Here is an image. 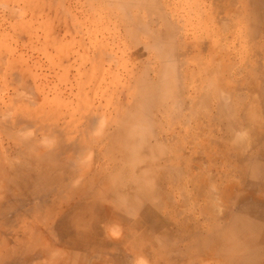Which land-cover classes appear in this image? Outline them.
I'll return each instance as SVG.
<instances>
[{"label":"rangeland","instance_id":"374dc122","mask_svg":"<svg viewBox=\"0 0 264 264\" xmlns=\"http://www.w3.org/2000/svg\"><path fill=\"white\" fill-rule=\"evenodd\" d=\"M140 3L0 0V152L17 164L16 171L24 178L25 174L40 175L44 170L30 164L24 156L37 140L41 142L44 138L43 146L49 147H56L58 142L86 147L84 154L60 153L61 163L69 167L44 170L42 174L49 182L35 188L22 191L17 186L19 178L0 176V241L6 237L9 246L15 249V241L23 238L24 232L35 235L31 230L34 226L41 233V251L52 254L29 264H58L54 257L69 256L58 249L52 225L59 206L67 203L68 196L62 193L70 174L66 169H72L76 175L85 171L90 179L99 173L98 183L115 182L116 178H122L123 183L128 174L139 175L138 168L113 169L117 157L122 158L121 166L125 162L116 150L120 140L117 130L135 128L136 140L141 135L144 141L140 152L145 160L150 145L155 139L160 142L162 137L157 126L164 132L184 123L181 128L184 141L192 146L198 131L206 140L209 125L219 127L220 132L231 130L235 124L230 110L241 116L248 106L249 91L238 88L232 93L231 103L223 106L224 119L213 122L216 114L212 93L209 96L208 87L204 86L201 101L194 93L200 78L213 82L216 74L220 91L225 89L221 88L225 82L235 85V81L250 80L259 90L260 83L264 85V54L257 53L258 48H264V0H140ZM216 52L223 53L218 57L230 65L228 72L210 71ZM198 60L200 69L195 68L193 73L192 66ZM251 92L257 94L255 89ZM252 108H256L255 123L249 129L253 131L257 124L261 128L257 127L250 142L240 147L239 163L231 152L228 157L232 163L218 166L222 178L228 174L243 189L264 196L260 194L261 189L264 192V96ZM234 134L235 138L246 140L241 126H236ZM221 137L227 142L226 135ZM26 142L32 143L31 147ZM218 146L220 150L211 147L201 150V167L206 172L210 157L225 154L222 149L226 147ZM68 157L78 163L66 162ZM83 163L87 167L90 164L91 172L82 167ZM252 168L257 169L253 177ZM152 178L155 193H165L163 182H156L155 175ZM254 178L253 182L259 185L249 188L248 183ZM221 181L219 200L211 204L213 209L218 207V212L214 209L217 215L199 217L185 213L173 218L180 224V230L172 226L158 228L165 229L154 234L161 246L150 253L138 254L139 264H154L155 260L156 264H264V215L258 216V210L248 214L244 208L247 203L240 206L239 202L237 206L241 198L235 200V192L234 199L231 198L230 187L226 189L227 183ZM191 187L194 189V185ZM208 190L211 198V186ZM31 191L38 198L16 197ZM212 192L215 197V191ZM204 198L208 199V194ZM19 199L24 204L19 205ZM191 200L188 198L186 203L191 204ZM206 205L209 202L204 201L202 206ZM33 210L39 213L31 214ZM111 230L114 237L122 235L117 224ZM22 251L10 254L15 261L12 264L21 262ZM2 258L5 255L0 251V264H7Z\"/></svg>","mask_w":264,"mask_h":264},{"label":"crops","instance_id":"0c3cea01","mask_svg":"<svg viewBox=\"0 0 264 264\" xmlns=\"http://www.w3.org/2000/svg\"><path fill=\"white\" fill-rule=\"evenodd\" d=\"M137 2L140 3V0H137ZM250 29L251 26H249V30ZM249 33L252 35L253 31H249ZM257 53L264 54V48H258ZM172 54L173 53H171V55ZM218 54L220 55L223 53H213L210 71H213L214 74L219 71L226 73L229 71L230 65L219 58ZM200 59L201 57L199 60ZM199 60L194 62L192 66L193 73H195V68L196 71L200 69L198 64ZM193 79H195V77H193ZM249 81L250 80H243V83L235 81V85L225 82L223 86H221V88L225 89L220 91L218 86L219 80L216 74L213 82L210 79L205 80L200 78L198 82L199 86L196 87V83L194 93H196L199 101H201V95L204 96L205 94V92L202 91L204 86L208 87L207 91L210 92L209 96L212 93L211 99L215 105L213 110L216 114V118L214 117V119H212L213 122L215 121L218 123L224 119L225 114L223 106L229 105L228 102L231 103L232 93L238 88L243 87L242 89L249 91L247 92L248 106L244 109L245 111L243 110V112H241V116L234 112L235 117L233 111L230 110V115L235 124V126L232 125L231 130L226 129V132H220L219 127L213 128L214 126L212 125L211 128L209 125L208 130L205 132L206 140L201 136V132L198 131L193 136L192 141H194V144L192 146H188L184 141V132H181L184 123H179L177 129L165 130L164 128V132L157 126L158 128L156 130H158L159 134H162V137L160 142L155 139L153 145L150 143L151 145L145 160L142 158V151L140 152L144 141L141 135H139L138 140H136L137 136L134 134L135 128L132 129L130 138L126 133L127 130H117L120 135V140L117 142L116 150L117 152L119 151L121 157L123 156L125 162L124 165L121 166L122 158L117 157V163L113 165V169H122L123 167L124 169H139V175L129 176L128 174L126 181L123 183L120 182L122 178H116L115 182L110 180L98 183L100 178L98 177L100 175L99 173L94 174V178L92 177V179H90L85 174V171H83L81 175H76L72 169H66L70 174L67 175L68 182L62 188V193L68 196V199L67 203L59 206L60 208H58L54 216L55 220L52 225L54 226V233H56L58 239L59 245L57 244V247H60L58 249L67 252L70 257L68 256L67 259L59 255L54 257L55 260L58 261V264H139L137 261L138 254L143 251L150 253V250L152 251L154 247L161 246L160 240L156 239L154 236L156 231L159 232L158 230H162L167 226H172L180 230V224H176V220H172L173 218L184 215L185 213L197 215L199 217L204 216V214L209 217L217 215L215 210L218 212V207H214V209L216 208L214 210L211 204L219 200L218 192L219 183H222L221 180L227 183L226 189L230 187L231 198L234 199L235 192L237 195L235 196V200H237L238 197L241 198V200L244 199V203H247V207L244 208H246L248 214L258 210V216H263L264 196L259 195V193L258 195L254 194V191L251 189H243L241 185L234 182L228 174H226L227 177L222 178L223 174H221L218 166V164L221 163H232L228 157L231 152L234 154V161L239 159V163L242 156L240 147H244L245 144L250 142V138L252 139V134L256 132L257 127L261 128V126L257 124L253 131L249 129L250 124L255 123L256 108L252 107L254 104H257V100L260 99V96H264V85L260 83V90L262 89V91H260L258 86L251 84ZM251 89H255L257 94L260 91L259 95L251 92ZM236 122L238 124H236ZM236 126H241L242 130L245 131L247 134L244 136L246 140L243 138H235L234 133ZM222 134L227 136V142H223V138L221 137ZM129 142L130 144H128ZM219 144H223L226 147L222 149L225 154H220V156L214 155L207 160L206 168L207 172L209 171L207 174L205 167H201V150H206V147L220 150ZM85 149V146L64 143L60 145L58 142L56 147H54V167H50L49 170L69 167L68 164L61 163L63 160L58 158L60 153H71L74 155L75 153L84 154ZM35 155L37 154L35 153ZM45 158L52 159L53 157L51 155H46ZM66 162H72L73 164L75 162L78 163L73 157H68ZM157 163L160 164L157 165ZM144 164L145 166H143ZM249 164L251 165V163ZM82 167L87 166L83 163ZM87 168L88 172H91L92 168L90 164H88ZM252 170L251 176L253 177L257 169L252 168ZM183 172L185 174H183ZM25 175L24 178L19 177L15 173L11 174L10 170L5 174L0 173L2 177L11 178L14 176L15 178H19L17 186L22 189V191H26L28 188H35L42 182H49V179L44 176L35 181L30 178V175ZM154 175L156 177V182H163L162 187L165 188V193H155V188L152 186L154 183L152 177H154ZM219 178L221 180H218ZM255 179L256 178L248 183L249 188L253 185H259L258 182H253ZM93 182L95 186L88 189L87 187ZM172 185L176 187L171 188ZM192 185H194V189H192ZM208 186H211V198H209ZM213 190L216 194L215 197L213 196ZM33 191L29 194H19L16 197L24 198L25 196H31L34 199L36 196L33 195ZM262 193L264 192H262L261 189L260 194ZM174 194L176 195L175 198L173 197ZM204 194H208V199L204 198ZM158 195L161 199L158 198ZM36 198H38V196ZM188 198L192 199L191 204L186 203ZM162 199L165 200V202H162ZM19 200V205L24 204V201L21 199ZM204 201L209 202V205L202 206ZM237 202L238 206L240 201ZM50 204L51 202H48L47 206ZM36 209L37 208L34 210ZM36 213L39 212L31 214ZM159 213H163L162 216H160ZM22 218H24V216H22ZM36 221L38 220L36 219ZM115 224L120 226L122 232L120 237H114L112 235L111 226ZM92 226L96 227V229H92ZM161 227L164 228L158 229ZM184 228H186V226H184ZM31 230L34 231L33 234L35 235H28L24 232L22 235L24 236L23 238L15 239V247L19 245L32 252L25 255L19 253L21 259L19 264H29L30 262H34L36 258L47 259L52 256V254L49 256L48 250L41 251V233L38 232L37 228L33 226ZM191 234L194 237V233ZM167 235H169V232ZM162 238L167 240L166 236H162ZM0 249L3 250L5 255L3 261H7V264L15 262L12 260L11 255L9 256L6 254L5 250L14 249L9 246V240L6 237L1 239ZM154 264H156V260Z\"/></svg>","mask_w":264,"mask_h":264},{"label":"bare ground","instance_id":"6f19581e","mask_svg":"<svg viewBox=\"0 0 264 264\" xmlns=\"http://www.w3.org/2000/svg\"><path fill=\"white\" fill-rule=\"evenodd\" d=\"M95 123V122H94ZM117 123V122H116ZM22 125V124H21ZM86 127H88V125L86 124ZM96 127V126H95ZM135 127V126H134ZM132 127H129L128 129H123V130H127L126 131V133L128 134V137L130 138V136H131V134H132ZM53 134H54V131H53ZM18 138H20V137H18ZM25 139H27V138H24V140ZM20 140H23L22 138H20ZM43 140H45L44 138H43ZM41 141L43 144H40L41 142H40V140L38 141L37 140V144H35V146H32V148H29L28 147V150L30 149V152L28 153V154H26V155H24L25 157H26V159H28V161H29V163L30 164H35L36 166H38V167H41L42 169H44V170H49L50 169V167H54V146L53 147H49V146H43V145H45L44 144V142L45 141ZM30 142H32V141H30ZM26 143H29V142H26ZM51 143V142H50ZM30 144V143H29ZM28 144V145H29ZM32 144V143H31ZM31 144H30V147H31ZM128 144H130V142L128 143ZM35 153L37 154V155H35ZM22 154V153H21ZM24 154V153H23ZM46 155H51L53 158L52 159H46L45 157H46ZM27 161V162H28ZM47 162V163H46ZM16 166H17V164L16 163H14L13 161H9V160H7V158L4 156V152H2V150H1V152H0V173L1 174H5V173H8V171L10 170V173L11 174H13V173H15L17 176H19V177H21V175L20 174H18V171H16L17 170V168H16ZM30 166V165H29ZM35 166V167H36ZM31 167H33V166H31ZM31 167H27L28 169L29 168H31ZM27 169V170H28ZM33 169V168H32ZM14 170V171H13ZM35 170H36V168H35ZM44 170H42L43 172H44ZM28 173V172H27ZM34 173V172H33ZM32 173V174H33ZM28 175H30V178H32L33 180H37V179H39V178H41L42 176H43V174L41 173L40 175H35V174H33V175H31L30 173L28 174ZM26 176V175H25ZM46 178H47V176H46ZM24 181V180H23ZM20 200H18V202H19ZM242 201H243V204H244V199L243 200H240V206L241 205H243L242 204ZM0 202H2V201H0ZM21 204H22V202H21ZM239 206V207H240ZM260 218V217H259ZM18 249H22L23 251L21 252L23 255H25V254H27V253H32L29 249H27V248H22V247H20L19 245L17 246V248L15 247V249H9V250H5L6 251V254L7 255H9L10 256V254L11 255H16V253H14V252H17V250ZM14 252H13V251ZM0 251L1 252H3V250L2 249H0ZM12 252H13V254H12ZM19 253V252H18ZM51 255V254H50ZM218 255V254H217ZM16 257V256H15ZM223 258V257H222ZM2 261H3V258L1 259ZM230 263V262H229ZM232 263V262H231ZM235 264H237V263H235Z\"/></svg>","mask_w":264,"mask_h":264}]
</instances>
